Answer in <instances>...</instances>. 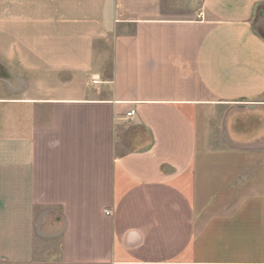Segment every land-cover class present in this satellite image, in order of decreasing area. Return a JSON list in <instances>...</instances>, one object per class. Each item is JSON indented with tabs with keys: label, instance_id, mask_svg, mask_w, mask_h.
Wrapping results in <instances>:
<instances>
[{
	"label": "crops",
	"instance_id": "1",
	"mask_svg": "<svg viewBox=\"0 0 264 264\" xmlns=\"http://www.w3.org/2000/svg\"><path fill=\"white\" fill-rule=\"evenodd\" d=\"M261 23L264 0H0V264H264Z\"/></svg>",
	"mask_w": 264,
	"mask_h": 264
},
{
	"label": "rangeland",
	"instance_id": "2",
	"mask_svg": "<svg viewBox=\"0 0 264 264\" xmlns=\"http://www.w3.org/2000/svg\"><path fill=\"white\" fill-rule=\"evenodd\" d=\"M258 27H259V30H261V34H264V33H263V32H264V24L261 23ZM0 40H1V41H7V39L2 38V37H0ZM223 116H225L226 118H228V117H231V118H232V117H233L232 114H229V115H223ZM232 120H233V118H232ZM237 120H239V118H235V116H234V122L237 121ZM228 121H229V120H228ZM225 122H227V120H226ZM239 128H240L239 125H237V126H236V132H238V130H240ZM241 128H243V125H241ZM254 128H255V127H253V125H251V126L249 127L248 130L253 131ZM243 130H244V129H243ZM239 132H241V131H239ZM256 132H257V131H255V132L253 133L254 136L257 134ZM251 136H252V135H251ZM218 148H219V147H218Z\"/></svg>",
	"mask_w": 264,
	"mask_h": 264
},
{
	"label": "built area",
	"instance_id": "3",
	"mask_svg": "<svg viewBox=\"0 0 264 264\" xmlns=\"http://www.w3.org/2000/svg\"><path fill=\"white\" fill-rule=\"evenodd\" d=\"M199 18H201V15L199 16ZM133 115H135V111L134 110H132V111H130L129 113H128V116L129 117H131V116H133ZM108 213V212H107Z\"/></svg>",
	"mask_w": 264,
	"mask_h": 264
}]
</instances>
